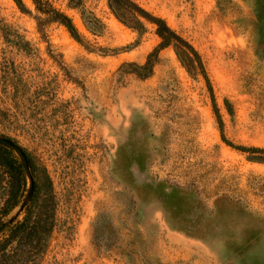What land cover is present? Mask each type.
Instances as JSON below:
<instances>
[{
	"label": "rangeland",
	"instance_id": "1",
	"mask_svg": "<svg viewBox=\"0 0 264 264\" xmlns=\"http://www.w3.org/2000/svg\"><path fill=\"white\" fill-rule=\"evenodd\" d=\"M49 1L82 43L33 0H0V136L48 169L57 225L45 252L0 264H264V0H132L194 46L213 93L176 44L145 75L154 24L140 34L83 0L93 33ZM8 178L0 167L2 221Z\"/></svg>",
	"mask_w": 264,
	"mask_h": 264
},
{
	"label": "trees",
	"instance_id": "2",
	"mask_svg": "<svg viewBox=\"0 0 264 264\" xmlns=\"http://www.w3.org/2000/svg\"><path fill=\"white\" fill-rule=\"evenodd\" d=\"M15 1L21 9L29 11L23 0ZM33 2L37 13L45 15L48 21H57L65 25L71 35L82 43V35L70 16L55 8L49 0H33ZM70 3L72 7L81 9L85 23L91 32H101L104 23L93 12H88L83 8V0H70ZM109 5L116 16L140 34H143L147 29L145 21L155 25L161 42L149 54L145 64L140 66L146 68L145 75H149L153 71L155 65L153 57L157 56L161 49L170 44H176L184 51L192 68L205 77L209 89L213 93L211 81L200 53L163 17L151 14L132 0H109ZM37 20L40 22L41 16H38ZM213 107L222 126V117L214 96ZM1 136L16 142L8 135L2 134ZM227 143L240 150L247 149L245 146ZM251 149L264 153V148L254 147ZM23 150L27 157L28 170L12 147L0 143V167L9 177L6 186V201L1 213L2 216H10L0 225V254H4L8 248L13 250L35 248L42 253L45 252L57 225L59 202L52 176L48 169L39 164L27 149L23 148ZM257 158L264 159L263 156ZM0 220L2 219L0 218Z\"/></svg>",
	"mask_w": 264,
	"mask_h": 264
},
{
	"label": "water",
	"instance_id": "3",
	"mask_svg": "<svg viewBox=\"0 0 264 264\" xmlns=\"http://www.w3.org/2000/svg\"><path fill=\"white\" fill-rule=\"evenodd\" d=\"M0 143L6 144V145L12 147L17 152V154L20 156L24 166L28 170L27 157H26V154H25L22 146H20L19 144L14 142L12 139L5 137V136H0ZM1 224H2V220H0V225Z\"/></svg>",
	"mask_w": 264,
	"mask_h": 264
}]
</instances>
